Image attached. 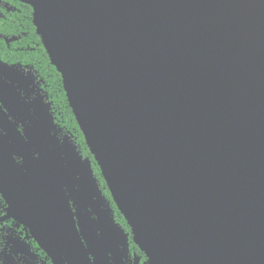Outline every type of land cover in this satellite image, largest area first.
I'll return each mask as SVG.
<instances>
[{"label":"water","instance_id":"95a60500","mask_svg":"<svg viewBox=\"0 0 264 264\" xmlns=\"http://www.w3.org/2000/svg\"><path fill=\"white\" fill-rule=\"evenodd\" d=\"M19 1L148 264H264V0ZM0 101L6 217L52 264H125L128 237L50 106Z\"/></svg>","mask_w":264,"mask_h":264},{"label":"flooded vegetation","instance_id":"af4514ba","mask_svg":"<svg viewBox=\"0 0 264 264\" xmlns=\"http://www.w3.org/2000/svg\"><path fill=\"white\" fill-rule=\"evenodd\" d=\"M42 47L43 45L36 34V29L32 22L31 7L19 0H0V73L4 70V65L13 69L11 74H0V87L2 89H17L21 101L27 104H34L41 99L45 104L50 106L49 113L55 126L59 130V139L68 138L82 159H89L93 177L96 180L99 193L105 205L108 207V213L112 218L113 227H119L128 237V256L125 264H135V259L139 261L138 264H148L145 255L132 242L130 228L112 201L99 167L97 166L104 187L93 170L90 158L83 154L73 138L65 133L56 122L54 104L48 93V83L43 77L45 74L41 70L40 51ZM0 107L5 109L2 101H0ZM30 113L32 115L33 110H30ZM9 121L16 123L12 118ZM27 125V122L17 123L16 128L22 136L23 130ZM89 155L91 156L90 153ZM91 158L93 160L92 156ZM15 159L17 162H21L19 158L15 157ZM94 164L96 163L94 162ZM105 189L109 193V198L106 196ZM69 202L73 213H76L78 210L83 211L81 204L78 203L77 198L72 193H69ZM7 208L8 206L5 200L0 195V264H52L51 260L30 236L29 231L12 218L6 217ZM98 209L101 212L104 210L102 207H98ZM98 209L88 208L91 221L97 220L94 211L98 214ZM116 211L122 216L127 229L120 224L121 222L116 216ZM75 220L78 222L76 218ZM90 224L93 225L92 222ZM91 228L95 234L99 235L98 230L93 226ZM91 259L93 258L91 257Z\"/></svg>","mask_w":264,"mask_h":264},{"label":"trees","instance_id":"16d2710c","mask_svg":"<svg viewBox=\"0 0 264 264\" xmlns=\"http://www.w3.org/2000/svg\"><path fill=\"white\" fill-rule=\"evenodd\" d=\"M32 29V27H31ZM33 30V29H32ZM40 63L42 65L41 70L45 74L43 77L48 83V93L50 95V99L54 104L55 118L56 122L62 128V130L70 135L75 141L76 145L80 148L85 156H88L92 161V167L97 175L99 181L104 187L103 180L99 175V169L96 164H94L91 156L88 153L86 145L84 143L83 135L74 119L71 109L69 108L60 75L57 73L54 67L49 64L47 55L43 49L40 51ZM106 196L109 198V193L105 189ZM116 216L121 222L120 224L127 229V226L124 224V220L122 216L116 211ZM137 251V250H136ZM138 252V251H137Z\"/></svg>","mask_w":264,"mask_h":264}]
</instances>
